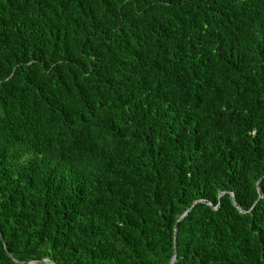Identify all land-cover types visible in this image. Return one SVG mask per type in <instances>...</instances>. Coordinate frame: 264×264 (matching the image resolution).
I'll use <instances>...</instances> for the list:
<instances>
[{"label": "trees", "instance_id": "obj_1", "mask_svg": "<svg viewBox=\"0 0 264 264\" xmlns=\"http://www.w3.org/2000/svg\"><path fill=\"white\" fill-rule=\"evenodd\" d=\"M175 254L264 264V0H0V264Z\"/></svg>", "mask_w": 264, "mask_h": 264}, {"label": "water", "instance_id": "obj_2", "mask_svg": "<svg viewBox=\"0 0 264 264\" xmlns=\"http://www.w3.org/2000/svg\"><path fill=\"white\" fill-rule=\"evenodd\" d=\"M234 201H235V198H234ZM196 205V203L193 205V207ZM193 207H191L189 210H187L184 215L180 218V220L184 219L189 213L190 211L193 209ZM179 220V221H180ZM176 262V254L174 255L173 259H172V262L171 264H174Z\"/></svg>", "mask_w": 264, "mask_h": 264}]
</instances>
